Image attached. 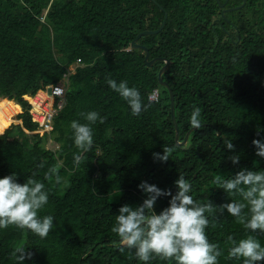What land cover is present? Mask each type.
<instances>
[{"label":"trees","instance_id":"trees-1","mask_svg":"<svg viewBox=\"0 0 264 264\" xmlns=\"http://www.w3.org/2000/svg\"><path fill=\"white\" fill-rule=\"evenodd\" d=\"M224 1L0 0V177L16 172L23 183L35 173L49 189L41 215H52L55 224L46 238L15 226L0 230V264H15L14 249L20 246L31 253L24 264H144L112 231L116 214L124 204L143 202L141 181L174 193L179 175L190 181L194 200L213 204L206 234L223 250L219 264H240L227 258V237L247 233L226 209L215 206L241 198L229 196L214 181L241 168L264 169L253 144L264 141V0H229V7L244 5L222 15ZM166 12L164 29L138 43L149 48L150 60H171L163 79L175 96L180 141L193 129L186 144L176 140L171 92L159 80L165 61L149 66L145 50L132 47L140 32L160 27ZM74 64L66 105L52 131L58 148L50 149L44 136L29 133L38 125L26 96L61 81ZM109 78L140 90L146 107L139 115H131L108 86ZM156 89L159 99L151 100ZM197 106L200 129L189 122ZM89 110L105 120L93 126L92 148L81 152L70 124L85 122L81 114ZM19 119L22 124L13 123ZM224 137L233 150L224 146ZM163 148L172 149L166 162L153 156ZM235 154L238 164L229 159ZM57 164L59 184L44 177ZM169 199L158 198L155 211L167 207ZM250 234L264 243V233ZM150 264L168 261L156 257Z\"/></svg>","mask_w":264,"mask_h":264},{"label":"clouds","instance_id":"clouds-1","mask_svg":"<svg viewBox=\"0 0 264 264\" xmlns=\"http://www.w3.org/2000/svg\"><path fill=\"white\" fill-rule=\"evenodd\" d=\"M108 86L122 98L130 109L131 115H139L146 107L140 90L129 86L128 82L114 79L107 80ZM85 122L73 120L70 124L74 145L81 152H88L94 143L93 126L105 117L98 111L89 110L81 114ZM194 129L202 127L201 108L195 107L189 118ZM224 146L234 149L230 138H223ZM255 154L264 158V141L254 139ZM171 148H163L162 153H154L155 159L166 162L171 158ZM232 164H238L239 154L229 157ZM81 155L74 156V163L79 165ZM60 165L50 167L45 173V179H52L59 184L62 177L59 174ZM176 191L162 189L156 184L141 181L137 187L145 195L139 205H122L115 217L112 231L118 236L121 245L134 249L135 258L144 264L158 257L168 264H219L218 258L223 250L217 244L211 243L206 234L210 225L209 216L214 208L211 202L198 203L191 195L192 185L183 175L175 180ZM215 184L219 185L229 196H239L231 202L220 205L216 210L227 213L243 226L247 233L236 239L227 237V258L239 261L240 264H258L264 261V243L250 234L259 230L264 233V169L250 170L241 168L234 176L222 178L217 176ZM162 196L170 197L168 206L157 213L155 204ZM49 202V189L35 178V173L18 182L17 173L0 177V230L15 226L27 229L40 238H46L54 229V217L41 215ZM123 250V249H122ZM15 264H24L26 253L23 246L14 249Z\"/></svg>","mask_w":264,"mask_h":264},{"label":"built area","instance_id":"built-area-1","mask_svg":"<svg viewBox=\"0 0 264 264\" xmlns=\"http://www.w3.org/2000/svg\"><path fill=\"white\" fill-rule=\"evenodd\" d=\"M77 64H82L80 58ZM67 89V84L59 81L47 84L32 95L26 96L30 103L31 118L38 125L35 130L37 133L44 136L46 133L53 131L55 118L66 105ZM150 99L156 101L159 99V91L157 89L150 95Z\"/></svg>","mask_w":264,"mask_h":264},{"label":"water","instance_id":"water-1","mask_svg":"<svg viewBox=\"0 0 264 264\" xmlns=\"http://www.w3.org/2000/svg\"><path fill=\"white\" fill-rule=\"evenodd\" d=\"M153 1L155 2L156 0H153ZM218 1H220V0H218ZM243 5L238 6V7H233L231 9H229L228 11H233V10H236V9H240ZM167 20H168V13L166 12L164 20H163L162 24L160 25V27L157 30H144V31L140 32L138 34V36L132 41V47L133 48H143L145 50V52H146V62H147V64L149 66H153L157 61L162 60V59L165 61V65L162 67V69L159 72V80H160L161 84L167 86L170 89V92H171L172 116H173V121H174L175 128H176V140L178 141V143L186 144L188 142V140H189V137H190L191 132H192L193 129H191L187 133L186 138H185L184 141H180V129H179L178 123L176 121V116H175V96H174V93H173L170 85L166 81H164V79H163V74L169 68L171 60L168 59V58H162V57H156V58L150 60V50H149V48L147 46H145V45H142V44L138 43V40L142 36L148 35V34L159 33L161 30H163L164 27L166 26ZM21 122L22 121L20 120V123Z\"/></svg>","mask_w":264,"mask_h":264},{"label":"rangeland","instance_id":"rangeland-1","mask_svg":"<svg viewBox=\"0 0 264 264\" xmlns=\"http://www.w3.org/2000/svg\"><path fill=\"white\" fill-rule=\"evenodd\" d=\"M76 64H74V65H72V66H70V68H69V73L68 74H66V76L64 77V79H62L61 81H63V82H65L66 84H68L67 82H68V77H69V75L72 73V72H74L75 71V68H76ZM21 113V112H20ZM18 115V114H17ZM20 120V119H19ZM22 121V120H21ZM14 124H22V122L21 123H16V122H13ZM12 123V124H13ZM4 123L3 122H0V126L1 125H3ZM36 130V129H35ZM35 130H33V131H35ZM33 131H30L29 133L30 134H34V133H37L36 131L35 132H33ZM40 136H43L42 134H40V133H38ZM43 142L45 143V145H46V147H48V148H50V149H57L58 148V145H56L55 143H54V141H53V138H52V132H49V133H46L45 135H44V139H43ZM121 192H119L118 193V195L120 194Z\"/></svg>","mask_w":264,"mask_h":264},{"label":"flooded vegetation","instance_id":"flooded-vegetation-1","mask_svg":"<svg viewBox=\"0 0 264 264\" xmlns=\"http://www.w3.org/2000/svg\"><path fill=\"white\" fill-rule=\"evenodd\" d=\"M228 1L229 0H225L224 2L220 3V7H221V12H222V15H226L228 13H230L231 11H228L229 9L235 7V6H231L229 7L228 6ZM141 44V43H140ZM143 45V44H142Z\"/></svg>","mask_w":264,"mask_h":264},{"label":"crops","instance_id":"crops-1","mask_svg":"<svg viewBox=\"0 0 264 264\" xmlns=\"http://www.w3.org/2000/svg\"><path fill=\"white\" fill-rule=\"evenodd\" d=\"M21 108H22V107H21ZM22 111H23V109H22ZM22 111H21V112H22Z\"/></svg>","mask_w":264,"mask_h":264},{"label":"bare ground","instance_id":"bare-ground-1","mask_svg":"<svg viewBox=\"0 0 264 264\" xmlns=\"http://www.w3.org/2000/svg\"><path fill=\"white\" fill-rule=\"evenodd\" d=\"M17 114H19V113H17ZM16 115V114H15Z\"/></svg>","mask_w":264,"mask_h":264}]
</instances>
